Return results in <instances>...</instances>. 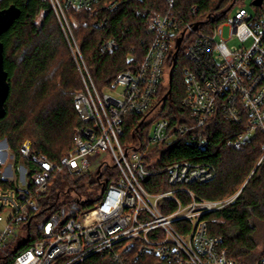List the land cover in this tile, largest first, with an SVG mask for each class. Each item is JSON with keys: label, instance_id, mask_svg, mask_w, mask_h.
I'll use <instances>...</instances> for the list:
<instances>
[{"label": "built area", "instance_id": "obj_1", "mask_svg": "<svg viewBox=\"0 0 264 264\" xmlns=\"http://www.w3.org/2000/svg\"><path fill=\"white\" fill-rule=\"evenodd\" d=\"M254 1L255 16L244 5L228 14L232 5L224 21L209 32L200 29V20L209 18H197V5L185 9L178 0H165L164 11L142 7L136 15L146 23L150 37L144 58L136 69L120 72L110 86L99 89L69 25V20L78 22L68 12L71 7L93 12L97 0H51L84 83L74 96L82 124L74 132V149L59 160L32 153V142L24 140L22 159L16 166V156L4 140L6 147L0 154L8 164L4 179L14 187L0 189V249L12 257L11 264H82L95 254L105 256L109 264H138L144 255H154L165 264H246L228 256L224 236L210 235L206 219L239 192L212 200L188 188L212 180V166L178 161L162 168L170 188L161 193H148L142 178L151 173L148 166H156L165 148L217 113L241 126V133L227 142L237 150L252 135L264 133V0ZM119 4L113 0L104 8L113 11ZM227 26L231 36L225 39L223 28ZM181 36L179 49L189 40L184 48L189 65L184 69L182 106L190 111L191 122L173 125L165 116L151 115L160 112L157 93ZM235 37L240 46L229 44ZM118 47L117 39H106L100 51L113 52ZM147 112L145 123L154 118L148 140L123 141L128 118ZM108 158L115 160L118 172L105 182L100 172L108 168ZM26 160L36 166L34 170ZM93 166L102 191L93 208L82 215V222L74 218L77 208H65L63 215L54 213L41 225L40 235L29 246L5 251L26 234L28 238L26 223L53 174H83ZM255 264H264V255Z\"/></svg>", "mask_w": 264, "mask_h": 264}, {"label": "trees", "instance_id": "obj_2", "mask_svg": "<svg viewBox=\"0 0 264 264\" xmlns=\"http://www.w3.org/2000/svg\"><path fill=\"white\" fill-rule=\"evenodd\" d=\"M112 1L97 0L93 4V12L73 7L68 11L78 22L69 20V25L99 89L110 86L120 72L136 69L146 54L150 37L145 31L146 23L136 15L137 10L142 7L167 10L165 0H119L115 10L104 8ZM237 1L178 0V5L185 9L191 5L199 6L197 18H209L200 20L203 23L200 29L209 32L224 21L225 12ZM14 4L21 9L22 15L0 38L5 45V69L9 72L10 86L5 104L6 116L0 119V142L5 139L9 142L16 156V166L22 159L20 148L24 140L32 142V153L59 160L75 146L74 131L82 122L75 108L74 96L84 83L51 0H0V9ZM106 39H117L119 47L113 52H101V42ZM167 65L169 68L157 93L160 112L156 116L167 117L173 125L189 124L190 111L182 106L186 95L184 69L189 62L182 48ZM170 87L171 92L165 98ZM150 112L128 118L121 137L123 141L148 140L151 121L145 123V120ZM240 133V125L227 122L218 113L211 116L201 128L191 130L165 148L156 166H148L151 173L142 178V183L148 193H161L170 188L162 168L178 161L212 166L215 172L212 180L193 183L188 188L199 197L212 200L229 198L239 192L226 206L206 215L208 233L224 236L223 246L228 249L230 258L255 264L264 255V231L260 230L261 226L264 228V133L252 135L243 143L242 150L228 146V140ZM25 163L33 170L36 167L27 160ZM106 169L102 167L100 173L104 175ZM83 180H88L91 185L101 183L97 172L89 176L63 171L49 178L47 191L38 197V207L26 223L28 238L14 250L24 249L38 238L41 225L50 219L49 213L58 208L60 196L75 188L73 181L78 184ZM11 187L14 185L4 179L0 157V189ZM83 189V186L75 188L80 197ZM80 197L74 201L72 198L61 206L77 210L93 208L96 199L83 201ZM11 263V256L0 255V264ZM82 264H109V261L105 256L95 254ZM138 264L165 263L154 255H144Z\"/></svg>", "mask_w": 264, "mask_h": 264}, {"label": "rangeland", "instance_id": "obj_3", "mask_svg": "<svg viewBox=\"0 0 264 264\" xmlns=\"http://www.w3.org/2000/svg\"><path fill=\"white\" fill-rule=\"evenodd\" d=\"M241 5H244L248 10H249V12L250 13H252L254 16L257 14V11H258V7L256 6V5H253V0H238L235 4H234V7L228 12V14H230L231 12H233L234 11V9L236 8V7H238V6H241ZM59 20V19H58ZM37 21H40V18L37 20ZM230 32V27L229 26H227V27H224L223 28V34H224V38L225 39H228V38H230V36H231V34L229 33ZM188 42H189V40H185V42L183 43V45L181 46V48H182V50L183 51H185L184 50V48L186 47V45L188 44ZM229 44L230 45H237V46H240L241 45V42H240V40L237 38V37H235V38H232V39H230L229 40ZM247 44H248V42H247ZM71 50V49H70ZM184 81H185V78H184ZM157 115V111L156 112H154L151 116H156ZM156 118H159V116H157ZM154 119V118H153ZM153 119H151V120H149V121H151V124H150V126H149V128H150V131H151V129H152V127H153V124H154V120ZM76 130V129H75ZM75 132V131H74ZM5 147H6V142H4V140L3 141H1L0 142V154H2V151L5 149ZM3 156V155H2ZM1 155H0V157H1V162H3L2 163V171H3V176L6 178L7 177V173H6V168H7V161H4V157H2ZM107 162H108V168L106 169V171H105V175L103 176V181H108V182H110V177H109V175H114V174H116L117 172H118V167L117 166H115V164H116V162H115V160L114 159H112V158H108L107 159ZM94 167V169L92 168V170H90L89 172H86V173H84V174H87V175H91V174H94V172H95V166H93ZM72 184H73V186L75 187V188H78V187H80V186H83L84 187V189H83V191H82V193H81V197L76 193V190H75V188H72V191L70 192V193H64V194H62L61 196H60V199H59V201H58V208L54 211V212H51V213H49L50 214V216L52 215V214H54V213H56V214H61V215H63L64 214V208H63V206H61L63 203H65V202H68V201H70V200H72V198H73V200H75V199H77V198H81L83 201L84 200H87V199H89V198H91V200H93V199H96V198H99L100 197V194H101V191H102V188H101V185H91V182H89L88 180H83V181H81V182H78V184L77 183H75L74 181L72 182ZM88 192V194L85 192ZM89 194H91L90 196H88ZM237 194V193H236ZM236 194H234L233 196H231V197H234ZM230 198V197H229ZM61 206V207H60ZM87 210H81V209H79V211H78V213L76 214V215H74V218L77 220V222H82L83 221V217H82V215L86 212ZM48 214V215H49ZM47 215V216H48ZM45 219L47 218V217H44ZM41 223V222H40ZM263 230L264 231V228L261 226L260 227V230ZM261 230V231H262ZM26 237H27V234L25 235V236H23L22 238H19L16 242H14V243H12V244H10V246H7V247H5V251H7V252H10V251H12V250H14V248L16 247V246H18L19 245V243H22L21 241H24V239H26ZM1 254H5V252L2 250V249H0V255Z\"/></svg>", "mask_w": 264, "mask_h": 264}, {"label": "water", "instance_id": "obj_4", "mask_svg": "<svg viewBox=\"0 0 264 264\" xmlns=\"http://www.w3.org/2000/svg\"><path fill=\"white\" fill-rule=\"evenodd\" d=\"M254 3H261V0H255ZM232 6H230L229 9H231ZM227 11L225 13H227ZM22 11L21 9L16 5H11L7 8L0 9V38L1 35L4 34L9 30V28L15 23V21L21 17ZM183 40V36L178 38L177 40V48L176 52L174 55V59L176 58L178 52H179V47L181 45V42ZM4 50H5V45L2 41H0V119H3L6 116V107L5 104L7 102V98L10 92V86H9V72L6 71L5 69V57H4ZM170 79V84H172V79H171V72L169 75ZM171 92V87L168 90V94ZM247 139V138H246ZM246 141V140H245ZM73 212L74 209L72 210Z\"/></svg>", "mask_w": 264, "mask_h": 264}, {"label": "flooded vegetation", "instance_id": "obj_5", "mask_svg": "<svg viewBox=\"0 0 264 264\" xmlns=\"http://www.w3.org/2000/svg\"><path fill=\"white\" fill-rule=\"evenodd\" d=\"M169 89H170V88H169ZM169 89H168V90H169ZM167 92H168V91H167ZM167 92H166V94L164 95V96H165V98H166V97L169 95Z\"/></svg>", "mask_w": 264, "mask_h": 264}]
</instances>
